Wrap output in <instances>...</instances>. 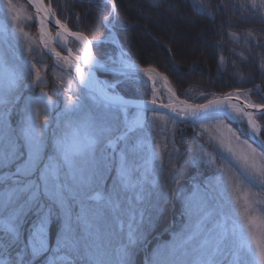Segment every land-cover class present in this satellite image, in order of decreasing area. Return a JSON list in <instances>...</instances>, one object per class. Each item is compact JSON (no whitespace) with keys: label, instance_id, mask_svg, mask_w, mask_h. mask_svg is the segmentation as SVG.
<instances>
[{"label":"snow or ice","instance_id":"obj_1","mask_svg":"<svg viewBox=\"0 0 264 264\" xmlns=\"http://www.w3.org/2000/svg\"><path fill=\"white\" fill-rule=\"evenodd\" d=\"M97 3L104 31L89 39L96 24L85 23L87 11L65 4V15L57 0H25L26 7L0 0V264H134L180 178L177 161L196 143L188 129L207 138L221 171L177 193L185 222L148 264H264V103L250 100L260 86L202 92L204 102H192L168 75L122 48L99 58L93 48L109 38L115 44V30L126 25L117 0ZM147 5L141 14L149 21L160 15L153 9L180 11L179 0ZM194 7L221 37L218 48L227 35L244 49L230 50L264 75V28L236 23L264 24V0ZM73 18L83 30L69 27ZM98 70L112 79L98 78ZM187 163L195 167V155Z\"/></svg>","mask_w":264,"mask_h":264},{"label":"trees","instance_id":"obj_2","mask_svg":"<svg viewBox=\"0 0 264 264\" xmlns=\"http://www.w3.org/2000/svg\"><path fill=\"white\" fill-rule=\"evenodd\" d=\"M57 2L61 5V10L65 15H70L68 10L63 7L65 4L71 5L72 10L76 13L88 12V19L85 23L91 21L96 24L95 31L86 32L89 39L100 36L104 31L100 27V21L105 14L101 10L103 8L102 3L98 4L97 0H92L95 6L89 10V4L83 0H57ZM172 2H176V0H172ZM212 3L217 4L219 0H212ZM147 7V0H117L120 20L126 27L115 30L114 34L122 48L142 67L148 65L156 67L159 72L169 76L173 86L176 87L177 94L188 93L187 97L181 95V99L195 95L190 93V89L222 94L241 85L246 89L252 88L254 84L260 86L261 93L264 95V75L260 74L258 63L243 61L241 57L235 55L230 49L236 48L237 52L244 49L233 44L227 35L223 38L222 46L218 48L217 43L221 37L215 35L214 30H210V21L205 15L197 12L189 0H179L180 11L175 15L168 13L164 8L153 9V13L159 12L160 15H152L151 21L146 20L141 14V9ZM221 19L223 18L217 17L218 22ZM236 23L240 28L254 27L257 30L264 28V24L259 23L248 24L241 21H236ZM69 27L74 31L83 30L82 24L80 27H76L74 18L70 21ZM225 27L227 28V25ZM232 30L236 31V29ZM187 32H190L191 38L195 37L197 42L196 50L193 52H191V47L192 44L195 46L196 43L194 44L190 37L185 38ZM93 52L99 58L115 55L114 48L105 41L96 45ZM221 54L225 58L223 65H220ZM245 55H247L246 50ZM232 61H236L235 67L232 66ZM218 65H220L219 71ZM234 73H243L245 77L251 73L254 78L251 82L241 81L240 77ZM98 75L99 78L112 79L109 74L98 73ZM238 80L242 84H239ZM122 92L131 95L132 89L125 87ZM136 95L139 97L138 92ZM149 98L150 96L143 97L145 100ZM253 98L255 103H264L254 96ZM259 123H264V120H259ZM233 127L236 126L233 124ZM185 137L189 140L195 138L196 143L193 144L192 152L183 155L177 161L181 175L170 193L173 194V197L169 198L168 204L148 235L147 243L135 251L134 264H143L144 259L149 257L159 243L167 241L170 234L181 227L183 223L182 206L175 195L181 189L186 188L187 182L194 176H212L219 171L220 159L215 150L191 129L186 130ZM191 155L196 157L195 167L187 163L188 157ZM54 234L55 229H53V237Z\"/></svg>","mask_w":264,"mask_h":264},{"label":"rangeland","instance_id":"obj_3","mask_svg":"<svg viewBox=\"0 0 264 264\" xmlns=\"http://www.w3.org/2000/svg\"><path fill=\"white\" fill-rule=\"evenodd\" d=\"M20 2H21V4H24V6L26 7V4H25V2L23 1V0H20ZM189 2L193 5V7H194V5H197V0H189ZM195 9H196V11L197 12H199L200 13V11L198 10V7H194ZM21 16L23 17V13H21ZM171 22H172V24L174 25V22L171 20ZM25 22L23 21V18H22V20H21V24L23 25ZM32 31H35V29H32ZM196 34V33H195ZM115 35V34H114ZM196 36V35H195ZM184 37V36H183ZM186 37H190V39H191V41L193 42L194 41V44H195V46H193V44H192V47H191V52H193V51H195L196 50V47H197V42L195 41V37H193V38H191L192 36H191V34H190V32H187L186 34H185V38ZM116 40H117V42L114 44V43H112V41H111V39L109 38V39H106L105 40V42H107V43H109L113 48H114V51H115V55L114 56H116V57H118L119 56V53H120V49L122 48V46L120 45V43L118 42V39L116 38ZM190 41V42H191ZM73 47L75 48L76 47V45H73ZM123 49V48H122ZM123 51H125L124 49H123ZM126 52V51H125ZM127 53V52H126ZM64 54V53H63ZM49 63H51L52 61H48ZM86 70V69H85ZM69 71L70 72H72V75L74 76L75 75V73L71 70V69H69ZM98 77H99V75H98ZM100 79H103L102 77L100 78ZM52 80H53V78L52 77H49V84H48V86L46 87V91H50L51 90V88L53 87V83H52ZM239 81V80H238ZM239 84H242V82L241 81H239ZM158 87H160V85H158ZM198 90H200V89H198ZM190 93H193V94H195V95H190V99H192V98H194V99H192V102H204L203 101V98L201 97V93H202V91H194L193 89H190ZM261 95H263L262 93L261 94H253V95H251V97H250V100H251V102H254L255 103V100H254V98H253V96L254 97H256L258 100H262L261 99ZM151 98V97H150ZM149 98V99H150ZM54 99H58V100H61L62 101V97H55L54 96ZM262 101H264V100H262ZM159 102V101H158ZM163 102H167V97H166V95L164 96V99H163ZM149 115H151V113H149ZM257 116H259V113H257ZM258 123H259V120H258ZM236 127V129L239 131L240 130V128H239V125H237V124H235V123H233ZM233 124H232V127H233ZM199 136V135H198ZM244 138H246V137H244ZM177 140H179V138H178V136H177ZM208 145H210L212 148H213V146L211 145V144H209L208 142H207V138H205V139H203ZM214 149V148H213ZM219 159H220V157H219ZM165 163H167V158H166V155H165V161H164ZM221 167H222V162H221V159H220V166H219V171L216 173V174H214V175H212V176H210V175H203V176H201V175H196V176H194L192 179H190L188 182H187V186H186V188H184L183 190H187V189H189L191 186H192V184L194 183V182H198V181H200V180H203V179H207V178H210V177H213V176H215V175H218L219 173H220V171H221ZM182 190V189H181ZM172 192V191H171ZM180 192V191H179ZM177 193V192H176ZM171 197H173V194H170V197L169 198H171ZM175 197H177V194L175 195ZM180 200V199H179ZM180 202H181V200H180ZM181 206H182V202H181ZM181 210H182V214H183V206L181 207ZM183 223L185 222V218H184V216H183V221H182ZM183 223H182V225H183ZM182 225H181V227H182ZM180 227V228H181ZM172 234L173 233H171L170 234V237H169V239L167 240V241H169V240H171V238H172ZM167 241H164V242H162V243H159V245L160 244H163V243H165V242H167ZM158 246V245H157ZM156 246V247H157ZM155 247V248H156ZM151 255V254H150ZM150 255H149V257H150ZM149 257L148 258H145L144 259V261H143V264H148V259H149Z\"/></svg>","mask_w":264,"mask_h":264},{"label":"water","instance_id":"obj_4","mask_svg":"<svg viewBox=\"0 0 264 264\" xmlns=\"http://www.w3.org/2000/svg\"><path fill=\"white\" fill-rule=\"evenodd\" d=\"M23 1L25 2V0H23ZM64 54L67 55V53H64ZM86 70H87V69H86ZM98 73L106 74V73H104L102 70H98L97 73H96V74H97V77H98ZM98 78H99V77H98Z\"/></svg>","mask_w":264,"mask_h":264}]
</instances>
